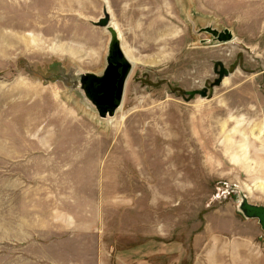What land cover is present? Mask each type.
Returning <instances> with one entry per match:
<instances>
[{"label": "rangeland", "instance_id": "1", "mask_svg": "<svg viewBox=\"0 0 264 264\" xmlns=\"http://www.w3.org/2000/svg\"><path fill=\"white\" fill-rule=\"evenodd\" d=\"M105 8L133 63L110 121L58 78L103 71L110 36L91 21ZM216 62L229 75L212 87ZM204 88L206 98L187 100ZM56 143L95 150L80 183L52 188L80 186L76 209L92 225L98 209L112 264H264V233L236 207V190L264 206V0H0L7 203L18 178H31V149Z\"/></svg>", "mask_w": 264, "mask_h": 264}, {"label": "crops", "instance_id": "2", "mask_svg": "<svg viewBox=\"0 0 264 264\" xmlns=\"http://www.w3.org/2000/svg\"><path fill=\"white\" fill-rule=\"evenodd\" d=\"M11 147L10 152L13 154H10V160L13 158L15 161L13 146ZM92 149L91 146H86L83 150L79 144L61 146L58 143L50 146L42 144L31 149L32 155L26 158L25 164V168L31 169V178L27 179L23 175L24 180L29 183L26 185L30 187L23 188L25 181L20 182L18 178L16 188L11 189L9 203L5 193H0V250H11V253L5 254L4 259L1 258L0 264L113 263V259L102 252V241L98 236V209V222L93 225L88 223L91 222L89 219L82 222L81 206L79 210L76 209L79 205L76 198L79 195L76 192H80V186L72 184L67 190L66 185H62V190L58 192L52 188L62 183H80L84 173H88V169L85 172L83 167L84 161L86 160V166L94 160L91 152L95 150ZM26 151L28 150L24 154ZM1 152L7 154V147L2 145ZM65 161L72 166V172L63 170L62 162ZM9 179L12 180V177ZM56 193L66 195V199L59 202ZM6 217L8 218L3 222Z\"/></svg>", "mask_w": 264, "mask_h": 264}, {"label": "water", "instance_id": "3", "mask_svg": "<svg viewBox=\"0 0 264 264\" xmlns=\"http://www.w3.org/2000/svg\"><path fill=\"white\" fill-rule=\"evenodd\" d=\"M91 24L94 27L105 29L110 36L103 71L97 74L76 69L72 70L70 74L58 78L67 87L80 92L101 120H108L114 118L121 107L125 86L132 72L133 64L123 50L119 31L113 25L106 8L103 11V17L97 21H91ZM200 32L210 34L219 43H227L233 40V34L228 29L219 31L207 27ZM214 72L218 78L212 87L219 86L224 78L229 75V70L222 62L215 63ZM207 94L208 88L188 92L187 100L193 99L196 95L206 98ZM236 194L237 213L246 220H256L264 233V206L251 203L241 190H236Z\"/></svg>", "mask_w": 264, "mask_h": 264}, {"label": "bare ground", "instance_id": "4", "mask_svg": "<svg viewBox=\"0 0 264 264\" xmlns=\"http://www.w3.org/2000/svg\"><path fill=\"white\" fill-rule=\"evenodd\" d=\"M124 52H125V51H124ZM125 54H126V52H125ZM127 56H128V55H127ZM114 118H115V117H114ZM114 118H110V119H108V120L110 121V120H112V119H114ZM229 189H230V188H229Z\"/></svg>", "mask_w": 264, "mask_h": 264}]
</instances>
